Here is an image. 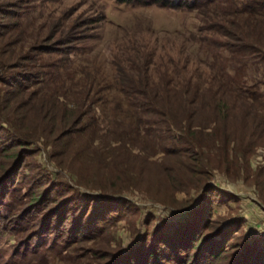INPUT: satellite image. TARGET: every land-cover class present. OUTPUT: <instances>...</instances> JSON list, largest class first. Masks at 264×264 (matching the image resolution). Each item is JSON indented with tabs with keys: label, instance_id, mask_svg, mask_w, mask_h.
<instances>
[{
	"label": "rangeland",
	"instance_id": "374dc122",
	"mask_svg": "<svg viewBox=\"0 0 264 264\" xmlns=\"http://www.w3.org/2000/svg\"><path fill=\"white\" fill-rule=\"evenodd\" d=\"M177 1L160 6L120 0H0V117L23 121L37 136L42 126L35 127L33 110L23 119L25 102L37 103L53 93L68 108L81 106L82 122L94 119L99 125L92 139L71 136L74 141L65 146L55 143L52 134L46 139L21 136L23 145L11 147L9 126L0 123V214L11 223L20 218L15 228L0 232V264H141L140 250L122 256L147 250L158 233L176 229L181 238L192 230L198 233L176 260L166 259L174 251L160 243L161 264H192L197 257L220 264L206 256L204 247L222 236L224 264L234 262L246 246H256V255L264 258V134L248 152V166L240 175L214 169L204 193L168 192L163 142L151 138L145 123L137 125L141 139L131 146L136 158L109 149L119 143L112 137L116 123L126 124L139 114L118 80L123 70L142 73L144 81L162 88L198 87L200 95H208L219 87L217 74L234 69L264 98V0H185L188 5L198 2L193 8L175 7ZM238 2L258 11L242 15L235 10ZM216 54L224 57L222 63ZM2 77L25 86L16 92ZM238 114L234 111L237 126ZM194 120L205 121L198 127L209 133L207 108ZM237 147L231 163L236 168L243 163L242 145ZM79 150L83 153L77 156ZM16 156L23 160L20 169L12 164ZM122 165L136 171L123 176H134V186L122 189V177L113 173ZM142 165L147 169L140 171ZM39 174L50 184L32 188L30 178ZM41 194L43 199H37ZM41 226L53 232L33 237Z\"/></svg>",
	"mask_w": 264,
	"mask_h": 264
},
{
	"label": "trees",
	"instance_id": "16d2710c",
	"mask_svg": "<svg viewBox=\"0 0 264 264\" xmlns=\"http://www.w3.org/2000/svg\"><path fill=\"white\" fill-rule=\"evenodd\" d=\"M120 1H137L145 4L166 6L171 5L172 0ZM214 1L215 0H205V3H214ZM235 1L236 0H233L232 3H235ZM197 4L198 2L194 4L190 2L188 5L185 0H178L174 5L175 7L188 6L189 8H193ZM235 10L242 15L247 13L245 15L249 16L253 14L252 12L258 11L257 8H252L251 3L242 4L241 2H238L235 6ZM230 53H234L237 56L243 54L242 51L237 52L236 50ZM218 56L216 54V58L222 63L224 57H221L219 54ZM226 60L225 58L224 61L226 62ZM233 61L234 63L240 62L235 59ZM230 71L231 72L228 71L224 75L217 74L219 87L215 88L214 91L209 90L210 93L208 95H200L198 87L194 89L190 86L189 88L183 87L182 89L162 88L158 84L153 85L147 80L144 81L142 73L132 75L128 74L129 72L126 70H123L120 72L118 80L121 82V85L123 82L125 83L123 87L126 89H124L123 92L125 96L133 99L135 103L130 105V107L133 111H138L137 113L139 114L137 118L126 124H122L121 122L116 123V127H114L112 131V137L119 143L110 146L109 149L113 151L116 156L124 154L126 158H136L138 154L132 152L131 146L136 145L141 139L139 127L137 125L139 123H145L149 128V134L152 136L151 138L157 139L160 143L163 142V146L161 145L163 151L162 166L165 167V171L167 172L168 182L165 187L168 189V192L173 194L177 191L190 192L191 190H202L204 193L211 187L207 186V182L211 179L214 169H219L233 176L240 175L242 173L241 168H247L248 166V152L255 144H259L258 140L262 137L260 134H264V114L260 111V106L264 108V98H262L261 94L254 86H249L246 83L238 71L234 69ZM38 75L35 76L38 77ZM31 78L32 76L28 79L24 77L23 80L29 81ZM1 79L5 81L7 78L2 77ZM6 81L16 89V92H19L22 87L25 86L16 78L15 81H11L10 79ZM211 86L212 85H210V89H212ZM207 91L208 90H206V92ZM230 101H236L237 106L232 104L234 102L230 104ZM25 104L27 105L25 106L27 115L24 113L26 116L23 119L27 120L29 111L33 110L34 115L37 116L33 120L37 121L35 122V127L42 126L38 135H42L45 137L44 139H46L47 136L54 134L53 141L55 143L62 142L64 146L68 145L74 141H69L71 136L78 137L87 135L92 139L99 130L98 122L94 119L89 122H82L83 112L80 110L81 106L75 104L74 107L68 108L66 103L60 101L56 94L52 93L42 96L37 103L29 105V102H25ZM34 104H36V106ZM203 108H207L210 116V120L207 121L205 125L206 127L207 125H212L209 129V133H206L203 129L198 127L205 124V121L202 123V121L197 120L196 122L194 120L195 115ZM237 110L239 112V118L241 119L238 126L234 123L236 118L234 111ZM127 113L129 114L131 112ZM143 116L148 117V120L143 121ZM3 122L9 126L7 135H12L14 137L10 139L9 142L11 147H20L23 145L22 143L24 141L21 140L22 137L39 139L38 135L36 136L33 132H29L25 126L21 125L23 121L18 124L13 119L0 117V123L2 124ZM195 124L197 125L196 127H194ZM2 127L3 125L0 126V132L3 131ZM125 135L128 137H125ZM143 142L146 141L142 140V143ZM239 145H242L241 159H243V163L241 167L236 168L233 167L235 165L231 166V163L236 159L235 151ZM82 151L83 150H79L77 156L81 155L83 153ZM18 159L19 157L15 160V164L12 162L13 165H17L16 169H20L23 162L22 159ZM142 160L145 161V158H142ZM12 164L8 170L11 169ZM145 166L146 165H142L140 171L146 170L147 168H144ZM129 172L133 173L136 171L129 170L127 166L122 165L121 167L115 168L113 172L115 174L118 173L119 176L122 177L120 179L121 183L125 184L122 189L135 185V183L130 182V179L135 178L134 176H129L128 180L123 178V176L127 175ZM11 178H14V176L11 175L10 179ZM30 179L32 188L34 186L35 188L41 187L44 183L50 184V180H47V178L40 174L36 178L32 176ZM49 192L47 195H49ZM39 198L43 199L42 194L37 199ZM19 219L20 218H17L14 220L15 223L13 221L11 223L7 217L0 214V232L15 228L14 226L17 225L16 222ZM185 226L183 229H185ZM48 228L49 226H41L33 232L32 236L49 235L53 231ZM179 231L180 230L176 229L168 234L163 230L158 233V237L154 238L155 241L151 248H147V250H141L139 248L138 250L128 251L122 258L129 257L132 254L135 255L138 253L136 251L140 250L139 255H147L146 257L141 256V258L139 255H136L141 264H148L150 262H152L151 264H161L160 259L163 257H160L159 253L156 251L162 244L163 247L172 248L174 251V253H170L166 259L172 260V256H174L176 260V258H179L177 255L178 251L186 252L187 248L192 247L191 243L194 241L196 233H198L192 230L191 233H184V237L182 236L183 238H181L180 235H178ZM177 236L179 240L175 242ZM223 242L225 241L222 236L221 239H212L210 241L212 248L209 247L210 244L204 247V250L208 251L205 253L206 256L215 257L214 259L216 261L218 260L220 264H224L227 260L223 261L220 256L224 248ZM239 252L240 254L234 262L230 263L229 260V262L225 264H264V258L261 259L260 255H256L258 253L256 246H246L244 249H240ZM200 261L201 258L200 260L198 257L196 260L193 258L192 264H201L202 262ZM202 264L206 263L204 262Z\"/></svg>",
	"mask_w": 264,
	"mask_h": 264
}]
</instances>
